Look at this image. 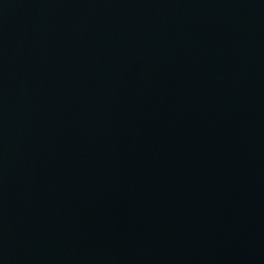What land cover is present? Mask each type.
Here are the masks:
<instances>
[{
  "label": "water",
  "instance_id": "water-1",
  "mask_svg": "<svg viewBox=\"0 0 264 264\" xmlns=\"http://www.w3.org/2000/svg\"><path fill=\"white\" fill-rule=\"evenodd\" d=\"M0 264H264V0H0Z\"/></svg>",
  "mask_w": 264,
  "mask_h": 264
}]
</instances>
